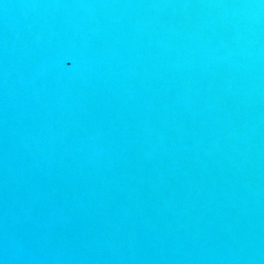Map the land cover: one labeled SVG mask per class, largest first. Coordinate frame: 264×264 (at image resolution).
Masks as SVG:
<instances>
[{
    "label": "water",
    "instance_id": "95a60500",
    "mask_svg": "<svg viewBox=\"0 0 264 264\" xmlns=\"http://www.w3.org/2000/svg\"><path fill=\"white\" fill-rule=\"evenodd\" d=\"M0 264H264V0H0Z\"/></svg>",
    "mask_w": 264,
    "mask_h": 264
}]
</instances>
